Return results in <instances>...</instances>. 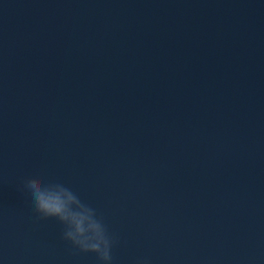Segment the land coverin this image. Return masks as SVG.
Segmentation results:
<instances>
[{
    "label": "water",
    "instance_id": "1",
    "mask_svg": "<svg viewBox=\"0 0 264 264\" xmlns=\"http://www.w3.org/2000/svg\"><path fill=\"white\" fill-rule=\"evenodd\" d=\"M25 181L112 264H264V0H0V264H101Z\"/></svg>",
    "mask_w": 264,
    "mask_h": 264
},
{
    "label": "clouds",
    "instance_id": "2",
    "mask_svg": "<svg viewBox=\"0 0 264 264\" xmlns=\"http://www.w3.org/2000/svg\"><path fill=\"white\" fill-rule=\"evenodd\" d=\"M31 208L41 218H55L63 226L62 239L82 252H93L101 264H112L114 238L101 216L63 184L34 185L25 181Z\"/></svg>",
    "mask_w": 264,
    "mask_h": 264
}]
</instances>
